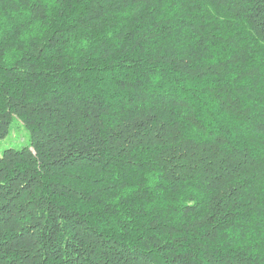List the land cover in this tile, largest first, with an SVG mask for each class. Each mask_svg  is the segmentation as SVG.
<instances>
[{
	"label": "trees",
	"instance_id": "trees-1",
	"mask_svg": "<svg viewBox=\"0 0 264 264\" xmlns=\"http://www.w3.org/2000/svg\"><path fill=\"white\" fill-rule=\"evenodd\" d=\"M14 124L0 264H264V0H0Z\"/></svg>",
	"mask_w": 264,
	"mask_h": 264
},
{
	"label": "rangeland",
	"instance_id": "rangeland-1",
	"mask_svg": "<svg viewBox=\"0 0 264 264\" xmlns=\"http://www.w3.org/2000/svg\"><path fill=\"white\" fill-rule=\"evenodd\" d=\"M25 141V133L21 126L18 124L12 125L10 135L5 140L0 141V154L6 148H20L25 144Z\"/></svg>",
	"mask_w": 264,
	"mask_h": 264
}]
</instances>
